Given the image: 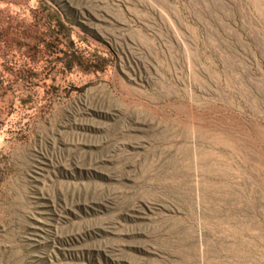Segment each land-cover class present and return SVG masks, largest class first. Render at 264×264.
I'll return each instance as SVG.
<instances>
[{"label": "rangeland", "instance_id": "obj_1", "mask_svg": "<svg viewBox=\"0 0 264 264\" xmlns=\"http://www.w3.org/2000/svg\"><path fill=\"white\" fill-rule=\"evenodd\" d=\"M0 264H264V0H0Z\"/></svg>", "mask_w": 264, "mask_h": 264}]
</instances>
